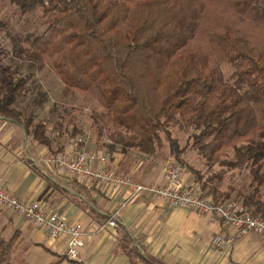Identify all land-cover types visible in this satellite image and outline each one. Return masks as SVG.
Returning a JSON list of instances; mask_svg holds the SVG:
<instances>
[{"label": "trees", "instance_id": "trees-1", "mask_svg": "<svg viewBox=\"0 0 264 264\" xmlns=\"http://www.w3.org/2000/svg\"><path fill=\"white\" fill-rule=\"evenodd\" d=\"M9 2L41 14L32 15L38 22L28 33L3 36L0 20V116L42 144L50 145L56 129L63 136L62 119L50 129L49 115L37 118L49 101L37 74L48 68L66 93H83L105 109L97 130L123 149L154 155L166 137L187 164L171 127L191 129L198 155L222 167L204 175L190 165L206 194L242 200L264 216V53L242 30L264 27V0ZM223 63L233 67L229 78ZM66 131L75 137L80 128ZM246 168V192L223 187L229 172ZM16 239L0 232V264H18ZM133 248L132 264L150 262Z\"/></svg>", "mask_w": 264, "mask_h": 264}, {"label": "crops", "instance_id": "crops-1", "mask_svg": "<svg viewBox=\"0 0 264 264\" xmlns=\"http://www.w3.org/2000/svg\"><path fill=\"white\" fill-rule=\"evenodd\" d=\"M73 124L80 132L90 129L88 146L108 152L110 166L116 171L144 184L154 183L162 175L164 154L158 151L150 157L136 149H123L94 131L92 123L81 119L65 123V134L56 129L46 145L34 141L23 126L0 116V180L19 198L40 201L71 222H81L85 231L86 245L77 259H70L68 235L52 239L45 229L0 206V232L8 238L17 235L16 248L25 245L28 264H132L133 247L150 261L141 264H264L263 236H239L236 228L211 222L194 210L171 207L147 193L132 196L127 188L90 184L59 170L53 159L73 151L74 137L66 131ZM196 181L190 168L181 179L182 186ZM116 211L117 225H107ZM218 234L230 240L225 248L213 243Z\"/></svg>", "mask_w": 264, "mask_h": 264}, {"label": "built area", "instance_id": "built-area-1", "mask_svg": "<svg viewBox=\"0 0 264 264\" xmlns=\"http://www.w3.org/2000/svg\"><path fill=\"white\" fill-rule=\"evenodd\" d=\"M92 139L90 129H84L75 135L71 153L61 152L53 162L57 168L73 176L85 178L90 184H109L115 188H127L132 196L147 193L152 198L165 202L171 207L187 208L208 216L214 223L234 227L239 236L254 233L264 237V216L255 214L242 200L227 199L215 201L206 194L201 182L196 181L182 186V176L188 167L179 163L175 156L166 159L162 166L160 180L144 184L132 176L125 175L110 166V154L106 151L91 149L88 144ZM0 206L14 215L30 220L36 227L45 229L52 239L68 235L67 255L77 259L81 248L86 245L85 231L81 222H71L68 217L56 210H49L40 202L19 198L13 190L0 180ZM119 211L114 212L107 225L116 226ZM230 240L222 235H215L213 243L225 248Z\"/></svg>", "mask_w": 264, "mask_h": 264}, {"label": "rangeland", "instance_id": "rangeland-1", "mask_svg": "<svg viewBox=\"0 0 264 264\" xmlns=\"http://www.w3.org/2000/svg\"><path fill=\"white\" fill-rule=\"evenodd\" d=\"M17 7V5L11 4L9 0H0V20L6 23V27L1 28V35L5 36L7 33L17 34L18 32L28 33V31L34 29L38 20L32 15L35 13L41 14V10L33 13H22ZM45 27H47V25L43 23V27L38 30L45 29ZM242 30L245 36L250 40L255 41L254 43L256 46L264 53V27L247 26L246 28L243 27ZM221 67L226 78H229L233 72V67L227 63H223ZM37 76L42 86L41 89L46 91L49 96V101L44 109L48 108V104L56 105V110L51 114L49 113V109H45V111L43 109L38 117V120L41 119V117L49 115L52 121L50 125L51 129L54 125L53 123L57 119H63L66 124L74 119H81L83 122L94 124V131L97 130L96 121L99 119L98 117L105 112V109L97 101L89 98L83 93H66L64 84L48 68H45L42 72H38ZM30 101H32V97L28 98L29 103ZM171 131L174 138L178 140L179 147L183 150L181 155L183 159L186 160L187 164H182L187 166L188 169L190 168V165H193L204 175H209L215 171L222 170L219 163H209L198 155L192 145L193 140L191 136V129H183L178 125L173 124ZM175 152L176 150L173 143L164 137V146L159 150V153L161 155L164 154L167 159L168 156H175ZM249 175L250 174H248L247 168L242 171H231L224 178L223 187L227 188L228 186H231L236 188V192H246L250 181ZM24 250H26L25 245L22 246V243L21 245L18 244V247L13 255V261L15 263L28 264L26 260V251Z\"/></svg>", "mask_w": 264, "mask_h": 264}]
</instances>
